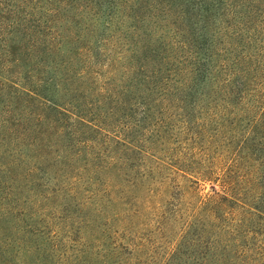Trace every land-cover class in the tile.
Returning <instances> with one entry per match:
<instances>
[{
  "label": "trees",
  "instance_id": "16d2710c",
  "mask_svg": "<svg viewBox=\"0 0 264 264\" xmlns=\"http://www.w3.org/2000/svg\"><path fill=\"white\" fill-rule=\"evenodd\" d=\"M27 1L0 0V46L1 53L6 56L15 55L19 36L25 39L20 34L26 21L31 23L32 32L36 35L34 49L42 54L48 49L53 50L50 42L54 37L48 36L52 34L53 24L69 19L62 7L54 5L41 10L38 2L31 0L29 3L33 7L30 10ZM144 1L87 0L80 15L83 13L82 16L88 17L91 14L93 19H98L100 10L108 5L107 14L112 20L118 9L138 12ZM202 1L199 11L203 14L198 22L204 23L209 15L218 16L221 11L229 21L239 20L234 30L241 38L236 39L242 45H255V53L247 51L231 64V58L225 60L227 63L223 68L227 66V71L214 76L215 81L211 72L198 67L203 70L201 74L207 72L208 79L212 80L208 81L209 97L212 96L210 104L214 109L210 121L215 126L211 143H216L215 137L219 136L222 139L220 145L225 146L224 158L220 159L222 166L218 168L215 164L219 158L209 157L202 162V167L196 169L183 163L184 156L173 158L174 153L170 152L156 154L159 150L155 143L160 140H153L150 135L157 130L155 127L159 120L163 125L166 121L164 117L154 120L156 107L148 99L157 91L153 87L160 89L173 84L179 91L188 90L182 96L181 104L183 99L197 93L191 81L184 79L187 77L185 73L171 78L177 69L174 64L166 70L170 74L156 71V75L146 76L135 87L125 88L117 100L115 93V101L108 111L102 113L99 110L102 111L106 105L99 106L85 99V92L82 94L85 100H68L66 95H70L73 88L69 87L70 84L66 86L63 80L62 83L57 81L54 76L48 77L45 84L35 86L28 81L35 75L24 77L23 82L0 70V84L10 89L9 104L14 97L25 109V115H21L17 126L24 135L21 139L35 137L29 146L33 150V144H36L31 157L36 159L39 149L49 160L64 163V169L71 166L68 155L72 151L78 165L63 185H55L56 179L63 177L55 176L49 170L46 176L50 182L33 187V192L37 193L35 196L49 206H59L61 215L74 209L68 220L80 213L76 222L79 237H70L76 244L67 246L61 232L53 234L42 230V216L38 218L28 207L13 204L11 186H2L6 194L4 199L11 208H0V264H141L139 257L146 246L137 244L130 236L139 228H146L149 225L146 220L152 216L158 224L157 234L152 232L154 235L162 236L176 228L180 232L164 264H264V0ZM90 5L91 8L88 7ZM181 9L179 15H187L182 6ZM189 25L192 26L191 23ZM246 28L252 32L243 40ZM186 38L191 41L190 37ZM52 55L53 51L42 54L48 59ZM48 73L45 71L43 76ZM44 80L45 77L39 79ZM133 88L134 91L131 90ZM141 104L143 112H139ZM164 108L170 109L171 106L165 105ZM120 113L126 115L125 123L111 122ZM103 117H109L110 121L103 120ZM23 121L27 127L22 125ZM235 126H240L241 131H235ZM37 137L44 142L39 144ZM49 138L60 141L61 153L51 156L56 146L48 142ZM236 139H239V144ZM98 144L104 148L96 147ZM165 154L169 160L163 158ZM208 160L211 165L205 164ZM151 162L155 164L154 168H145ZM153 171L165 172L168 180L179 181L176 187L183 190V195L175 213L167 209L161 212L164 203L156 200L157 188L153 183L147 185ZM100 172L107 175L102 185H99ZM189 175L198 179L193 180ZM201 178L210 183L213 194L198 197L194 187L190 186L198 200L188 202L184 194L186 183L199 184ZM44 189H47L45 193ZM141 189L146 192L145 198L136 195ZM165 191L169 193L168 188ZM97 197L105 203L98 201ZM108 208L113 211L104 222ZM88 212L93 215L88 216ZM113 228L116 234L109 232ZM129 257L136 261L129 262ZM183 257L185 260L177 263L178 258Z\"/></svg>",
  "mask_w": 264,
  "mask_h": 264
},
{
  "label": "rangeland",
  "instance_id": "374dc122",
  "mask_svg": "<svg viewBox=\"0 0 264 264\" xmlns=\"http://www.w3.org/2000/svg\"><path fill=\"white\" fill-rule=\"evenodd\" d=\"M39 1L34 2L36 4L38 2L37 6L41 10H47L57 5L58 8L65 9L63 12L69 16L66 21L54 23L52 34H48L49 37H54V41H49L53 50L48 49L42 54H49L50 51H53V55L48 59L42 56L39 50L34 49L36 35L32 32L34 29L31 23L26 21L20 34L25 39L20 36L17 38L15 55L11 53L10 56H6L4 52L1 53L0 46L1 72L8 73L15 78L18 77L23 82H25L24 77L35 75V78L27 77L28 81L33 82L31 84H35V86L45 84V81H49L48 77L54 76L57 81L62 83L63 80L66 86L70 84L69 87L73 88L70 95H66L68 100L70 98L88 99L99 106L106 105L102 111L99 110L102 113L108 111L112 101H115V93H117V100L125 88L135 87L146 76L156 75V71L163 75L170 74L166 70L171 64H174L177 69H174L176 73H173L171 78H174L176 74L185 73L187 77L184 79H188V82L191 81L190 83L197 89V93L183 99L181 104L182 96L187 94L188 90L179 91L173 84L162 86L160 89L153 87L157 91L149 95L148 99L156 107L154 120L164 117L163 120L166 121V124L163 125L159 120V125L155 127L157 130L150 135L153 140H160L155 143L156 149L159 150L156 154L170 152V154L174 153L173 158L184 156L186 159L183 163L188 168L202 167V162L209 157L219 158L215 164L216 168L222 166L220 159H223L225 154V146H221L219 142L222 139L216 136V143H211L212 134L215 132V126L210 121L214 113L210 104L212 96L209 97L211 89L208 81L211 78L208 79L207 72L205 75L201 74L203 70L200 71L198 67L211 72L215 81L214 76L222 75L224 71H227V66L223 68V65L227 63L225 60L231 58V64L233 60L244 56L247 51L255 53L253 43L242 45V42L236 39L241 38V35L236 34L234 30V27H238L239 20L229 21L221 15L220 11L218 16L209 15L204 23L198 22L203 14L199 11L201 6L199 4L203 3L202 0H145L138 12L126 11L125 8L118 9L112 20L107 14L108 5H104L100 10L98 19H93L91 14L88 17L82 16L83 13L80 15L87 0ZM226 1L230 2V0ZM29 2L32 1L28 0L27 3ZM29 4L30 10H32L33 6L31 3ZM181 6L187 14L183 17L179 15L182 10ZM27 7L29 8V6ZM88 7L91 8L92 5ZM190 23L192 26L189 25ZM251 32L252 30L246 28L243 31L242 39L247 38ZM187 36L191 38L190 42L187 41ZM48 40L50 39L48 38ZM18 58L19 60H16ZM29 71L31 72L28 73ZM45 71H49V73L43 76ZM43 77L46 80L39 81ZM134 89L131 90L134 91ZM9 92L10 89L2 87L0 84V188H2L0 208H11L4 199L6 194L2 187L11 186L13 204L28 207L38 218L42 216L44 222L40 226L42 230L53 234L61 232V237L64 238L63 243L67 246H74L76 242L70 237H79L76 222L80 213L68 220L72 212H75L74 209L67 210L65 214L61 215L59 206L57 208L53 205L49 206L42 198H37L35 196L37 193L32 190L35 186L46 185L50 182L46 176L49 170L53 171L55 176L63 177L56 179L55 185H63L68 182L66 177H69L71 173L75 172L73 170L78 168L73 158L74 154L72 151L70 152L68 156L71 166H66L64 169V163L49 160L47 155L39 149H37L39 156L36 159L32 158L31 155H34L33 150L36 144H33V150L29 146L35 137L27 136L21 139V136L24 135L17 126L21 115H25V109L14 97L12 104H9L11 98ZM83 92L86 93L85 99L82 96ZM111 94H114L112 98ZM165 105H169L171 108H164ZM143 109V104H141L139 112H143ZM95 112L98 114V110ZM125 117V114L120 113L111 122L124 124ZM106 118L103 120L110 121L109 117ZM22 125L27 127L26 121H23ZM234 129L237 132L241 131L240 126H235ZM37 138H39V144L44 142L40 139L41 137ZM239 139H236L238 144ZM48 142L56 146L52 149L51 156L54 153H61L60 141H57L56 138H49ZM140 142L143 143L141 140ZM45 144H47L46 141ZM102 146L96 145V147ZM210 147L213 149L210 150ZM163 158L169 160L166 154ZM205 164L211 165L212 163L208 160ZM154 166L155 164L151 162L145 168L152 169ZM189 176L193 180L198 179L195 175ZM148 179L150 182L147 185L153 183V186L157 188L156 200L164 203L161 206V212L167 209L169 212L175 213L183 195V190L176 187L179 181L168 180L167 173L161 171H153L151 178ZM106 180L107 175L100 172L99 185L105 183ZM199 181V184L192 181L186 183L184 194H186L188 202L198 200L196 195H193L190 186L194 187L198 197L205 198L213 194L210 183L204 181V178ZM166 188L169 193L165 191ZM45 191L47 189H44V193ZM136 195L145 198L146 192L141 189ZM97 199L98 201L102 200L100 197ZM101 202L105 203V200ZM165 204L168 205L165 206ZM112 211L110 208L107 209L104 214V222L108 219L107 216L112 214ZM87 215L92 216L93 214L88 212ZM146 222H149L146 228H139V231H135L130 236L137 244L144 243L146 246V250L139 257L141 264H164L168 261L169 252L173 249L174 241L178 238L179 229L168 230L162 236H156L152 233H156L158 227L155 217H150V220H146ZM24 224L26 223L24 222ZM45 225L47 230L43 227ZM142 229L146 231H142ZM114 230V228L110 229L109 232L116 234ZM182 260H185V257L180 260L178 258L177 263ZM134 261L136 259L129 257V262Z\"/></svg>",
  "mask_w": 264,
  "mask_h": 264
}]
</instances>
